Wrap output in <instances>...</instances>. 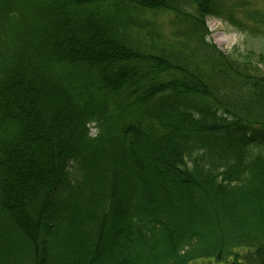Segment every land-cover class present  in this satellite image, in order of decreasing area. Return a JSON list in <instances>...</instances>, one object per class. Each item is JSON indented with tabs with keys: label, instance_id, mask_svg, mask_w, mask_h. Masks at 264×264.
<instances>
[{
	"label": "trees",
	"instance_id": "16d2710c",
	"mask_svg": "<svg viewBox=\"0 0 264 264\" xmlns=\"http://www.w3.org/2000/svg\"><path fill=\"white\" fill-rule=\"evenodd\" d=\"M210 18L264 39V0H0V264H264V54Z\"/></svg>",
	"mask_w": 264,
	"mask_h": 264
},
{
	"label": "rangeland",
	"instance_id": "374dc122",
	"mask_svg": "<svg viewBox=\"0 0 264 264\" xmlns=\"http://www.w3.org/2000/svg\"><path fill=\"white\" fill-rule=\"evenodd\" d=\"M207 24L212 40L224 52L243 56L255 52L264 54V39L246 36L236 27L219 19L210 18ZM92 133H96V130L92 129Z\"/></svg>",
	"mask_w": 264,
	"mask_h": 264
}]
</instances>
